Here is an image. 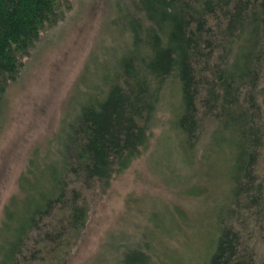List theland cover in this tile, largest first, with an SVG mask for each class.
<instances>
[{"label": "trees", "instance_id": "16d2710c", "mask_svg": "<svg viewBox=\"0 0 264 264\" xmlns=\"http://www.w3.org/2000/svg\"><path fill=\"white\" fill-rule=\"evenodd\" d=\"M72 7V0H0V113L23 58ZM116 8L125 45L101 63L59 153L21 175L25 196L19 215L6 205L13 233L1 264H23L30 234L56 210L62 230L44 239L61 250L78 238L89 217L85 191H105L148 148L156 126L181 164L222 163L232 184L222 212L231 223L198 264H257L240 231L250 215L264 220V0H118ZM137 252L118 264H151Z\"/></svg>", "mask_w": 264, "mask_h": 264}, {"label": "rangeland", "instance_id": "374dc122", "mask_svg": "<svg viewBox=\"0 0 264 264\" xmlns=\"http://www.w3.org/2000/svg\"><path fill=\"white\" fill-rule=\"evenodd\" d=\"M72 1V9L45 29L23 58L0 113V264L6 260L1 248L13 233L4 223L6 205L13 204L16 213L25 196L21 175L29 173L33 161L43 163L59 153L66 124L103 75L101 63L110 64L127 39L115 22L118 0ZM169 116L168 105L158 112L163 120ZM163 130L153 128L148 148L105 191H85L89 217L78 238L66 240L61 250L44 239L62 230L56 210L30 234L23 264H118L123 254L135 256L138 250L151 264H198L209 258L213 239L231 223L223 207L232 184L222 163L207 165L201 157L193 166L181 164L163 147ZM255 217L243 221L241 239L263 264L264 220Z\"/></svg>", "mask_w": 264, "mask_h": 264}]
</instances>
